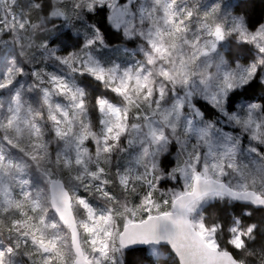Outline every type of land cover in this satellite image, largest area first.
I'll use <instances>...</instances> for the list:
<instances>
[{
    "label": "snow or ice",
    "instance_id": "obj_1",
    "mask_svg": "<svg viewBox=\"0 0 264 264\" xmlns=\"http://www.w3.org/2000/svg\"><path fill=\"white\" fill-rule=\"evenodd\" d=\"M258 6L0 0V264H264Z\"/></svg>",
    "mask_w": 264,
    "mask_h": 264
},
{
    "label": "trees",
    "instance_id": "obj_2",
    "mask_svg": "<svg viewBox=\"0 0 264 264\" xmlns=\"http://www.w3.org/2000/svg\"><path fill=\"white\" fill-rule=\"evenodd\" d=\"M233 2H236V0H233ZM255 2L260 5V7L259 6L257 7V13L259 14L261 10L264 9V0H255ZM95 22L98 25L104 24L107 28L112 30L111 24L108 22L106 16H96ZM82 84L86 86L89 89V91L92 92L93 94H98L100 91H102L101 89L98 88L95 82L90 80V78L82 79ZM132 259L135 260L137 259V257L134 256L132 257Z\"/></svg>",
    "mask_w": 264,
    "mask_h": 264
},
{
    "label": "rangeland",
    "instance_id": "obj_3",
    "mask_svg": "<svg viewBox=\"0 0 264 264\" xmlns=\"http://www.w3.org/2000/svg\"><path fill=\"white\" fill-rule=\"evenodd\" d=\"M120 47H121V51L108 50V51L106 52L105 55H106L108 58H117V59L122 58L123 55H124V46L121 45ZM131 50H132V49L130 48L129 51H131Z\"/></svg>",
    "mask_w": 264,
    "mask_h": 264
}]
</instances>
